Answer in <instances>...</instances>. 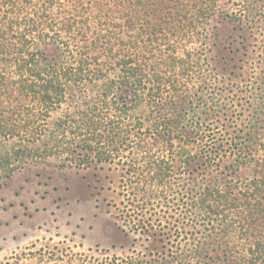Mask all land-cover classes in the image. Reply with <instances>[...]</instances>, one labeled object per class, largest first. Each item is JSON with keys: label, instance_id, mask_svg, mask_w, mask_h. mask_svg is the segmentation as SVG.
I'll return each instance as SVG.
<instances>
[{"label": "rangeland", "instance_id": "rangeland-1", "mask_svg": "<svg viewBox=\"0 0 264 264\" xmlns=\"http://www.w3.org/2000/svg\"><path fill=\"white\" fill-rule=\"evenodd\" d=\"M27 1L15 7L17 28L0 34V55L4 49L11 56L14 77L19 48L22 58L36 48L61 55L27 25L43 0ZM55 1L57 17H66L67 1ZM110 7L117 15L134 8L141 23L150 22L148 34L161 26L160 36L176 41L168 51L185 63L186 71L178 70L183 89H159L175 100L172 107L161 101L152 113L143 103L130 112L143 123L139 148L158 156L148 184H159L132 182L137 147L118 145L112 135L94 144L95 152L78 145L63 157L41 141L21 156L22 138L1 132V154L9 155L0 166V264H111L130 256L180 264L184 255L188 264L256 262L254 244L264 243V0H114ZM0 8L5 22L6 5ZM0 73V123L15 131L25 118L10 105L24 98ZM62 106L49 113L50 127ZM217 189L230 195L231 209Z\"/></svg>", "mask_w": 264, "mask_h": 264}, {"label": "trees", "instance_id": "trees-1", "mask_svg": "<svg viewBox=\"0 0 264 264\" xmlns=\"http://www.w3.org/2000/svg\"><path fill=\"white\" fill-rule=\"evenodd\" d=\"M64 1L68 4V8L65 7L62 12L63 14L66 12V17H57L60 16V12L54 7L55 0H43L40 5H33L36 10H40L39 15L30 19L31 22L27 24L41 37H38L39 39H47L49 43L58 45L60 56L48 57L36 48L27 51L26 56L22 58L23 51L19 48L13 52L18 59V65L20 64L17 77H14L11 65L13 61H9L11 56L4 49L1 51L0 58L5 61L4 65L0 66L1 72L9 74L8 82L12 83L14 91L24 98L23 102L12 101L10 107L15 110V116L22 115L25 121L23 124L15 125V131L9 130L7 125L0 123V134L2 132L1 135L7 137L13 138L11 136L13 134L22 138V149H16L21 156L27 155L31 150L30 146L41 141L44 143V148L50 152L59 150L61 153L59 155H63L64 152L66 154L74 152L78 145L86 148L85 150L95 152L94 144H103L112 135L118 145H130L132 149L134 145L137 147L135 151L137 153L131 160L135 165L132 182L144 186L145 189L152 184L158 185L159 183L156 182L148 184L155 170L152 166L158 160V156L156 154L148 156L144 149L139 148L138 134L145 135V133L138 129L143 123L139 117L137 126L130 112L143 103H146L152 113L156 112L153 110L161 101H166L164 103L168 104L164 108H169V105L172 107L175 100L170 98L167 102L166 97L160 96L159 89L162 91L168 87V90L164 89L166 94L172 90L183 89L181 79L184 77H179L178 70H185V63L182 62L181 56L175 54L177 50L172 51L174 54L168 51L172 44L173 47L176 46L174 37L166 34L160 36L164 29L159 25L156 28L153 26L148 34L144 28L148 27L150 22L146 25L141 23L138 14L133 11L134 8L128 12L122 10L117 15L110 7V3L114 0ZM24 2L30 1L0 0L1 6L6 5V9L8 8L3 11L5 12L3 18L7 20L0 21V27L3 28L0 29V34H7L6 31L17 28L19 21L15 17L17 15L15 7ZM186 32L182 35L187 37L190 32L188 30ZM5 40L9 43L7 39ZM0 75L6 76L3 73ZM65 103V109L50 127L49 113L62 109ZM161 110H159L160 116L163 112ZM166 124L174 127L172 122ZM161 126L163 128V125ZM115 128L118 129L119 134L113 133ZM171 130L173 128H169V131ZM157 131L158 126L154 129L150 127L147 128L146 133L153 135ZM169 138L170 136L167 142ZM1 150L0 166L4 167L7 164L5 158L8 157L9 150L5 149V154H1ZM107 156L110 159L108 151ZM88 159L92 161V158ZM99 159L107 161L106 157L100 156ZM144 188L140 190L146 193ZM216 194L226 201V210L232 208L228 206L231 200L228 193L217 189ZM201 195L203 196V194L199 196ZM208 198L209 195L202 198V201L205 202ZM254 246L256 262L252 261L250 264H264V243L257 240ZM188 263V255L182 256L180 264ZM111 264H147V262L142 258L130 256L123 259L116 257Z\"/></svg>", "mask_w": 264, "mask_h": 264}]
</instances>
